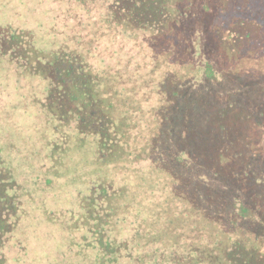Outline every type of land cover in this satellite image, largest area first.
<instances>
[{"label": "trees", "instance_id": "16d2710c", "mask_svg": "<svg viewBox=\"0 0 264 264\" xmlns=\"http://www.w3.org/2000/svg\"><path fill=\"white\" fill-rule=\"evenodd\" d=\"M0 3V264H264V0Z\"/></svg>", "mask_w": 264, "mask_h": 264}, {"label": "rangeland", "instance_id": "374dc122", "mask_svg": "<svg viewBox=\"0 0 264 264\" xmlns=\"http://www.w3.org/2000/svg\"><path fill=\"white\" fill-rule=\"evenodd\" d=\"M1 2V0H0ZM2 3H0V17L3 16V12L1 11ZM27 15V20L28 22H35V25H38L40 21L42 20V13H36L35 11L33 13H29ZM19 18H24V16H20ZM31 29L32 27H28ZM197 36L196 39L199 41L202 40V34L203 32L197 30ZM239 88V93L242 95L246 93L248 90L251 89L250 86L242 87V86H237ZM251 98V101L253 103H258L261 104L262 102L264 103V93L260 90H255L252 92V95L249 97ZM29 182L35 180L34 174H29L25 177ZM55 212L51 210L49 216L54 217ZM44 221L42 220L40 223H43ZM57 224L52 223L50 224L51 227L56 226ZM75 237L79 238V235L76 234ZM60 241V242H59ZM68 243V240H67ZM31 245V247H30ZM28 246L29 249H32L33 252L28 254V255H23V254H7V261L5 264H20L19 259H22L24 257L28 258L30 261L25 262L23 261L24 264H65L67 261L66 252L64 249H66V243L63 239V242L60 239H57L56 236H49L46 235L42 231L38 232H33L32 234L29 235L28 238ZM86 250L82 251L84 253ZM91 259L86 257L85 262L90 263Z\"/></svg>", "mask_w": 264, "mask_h": 264}]
</instances>
